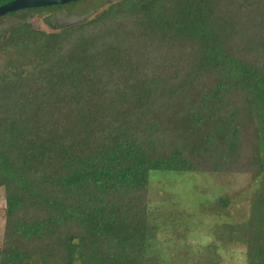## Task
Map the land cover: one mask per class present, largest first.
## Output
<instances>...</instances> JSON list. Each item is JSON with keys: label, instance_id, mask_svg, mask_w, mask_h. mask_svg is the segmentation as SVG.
Listing matches in <instances>:
<instances>
[{"label": "trees", "instance_id": "1", "mask_svg": "<svg viewBox=\"0 0 264 264\" xmlns=\"http://www.w3.org/2000/svg\"><path fill=\"white\" fill-rule=\"evenodd\" d=\"M30 28L2 39L0 264H150L151 170L221 175L250 142L264 184V0H114L59 34ZM262 199L230 227L246 264H264Z\"/></svg>", "mask_w": 264, "mask_h": 264}, {"label": "rangeland", "instance_id": "2", "mask_svg": "<svg viewBox=\"0 0 264 264\" xmlns=\"http://www.w3.org/2000/svg\"><path fill=\"white\" fill-rule=\"evenodd\" d=\"M112 1L76 0L36 10L21 9L1 16L0 61L8 60L12 50L9 41L2 40L3 37L21 20L26 19L32 30L55 35L62 32L63 26L94 16ZM252 152V144L245 142L240 162L233 170L221 175L150 171L147 196L150 207L156 211L158 224L156 238L146 252L150 264H246V243L239 238L233 240L230 227H239L249 220L253 223L254 209L263 201V177L253 181L256 168L249 163ZM27 197L30 214H49L48 207L35 193L30 192ZM219 197L227 199L225 206L218 201ZM5 207L4 186L0 185V246Z\"/></svg>", "mask_w": 264, "mask_h": 264}, {"label": "water", "instance_id": "3", "mask_svg": "<svg viewBox=\"0 0 264 264\" xmlns=\"http://www.w3.org/2000/svg\"><path fill=\"white\" fill-rule=\"evenodd\" d=\"M71 1L76 0H11L0 5V17L12 11L65 4Z\"/></svg>", "mask_w": 264, "mask_h": 264}]
</instances>
